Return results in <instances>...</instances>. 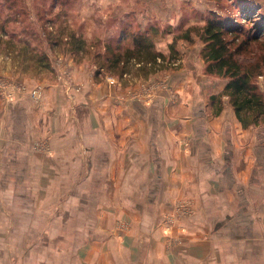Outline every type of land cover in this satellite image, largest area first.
I'll return each instance as SVG.
<instances>
[{"label": "crops", "instance_id": "obj_1", "mask_svg": "<svg viewBox=\"0 0 264 264\" xmlns=\"http://www.w3.org/2000/svg\"><path fill=\"white\" fill-rule=\"evenodd\" d=\"M192 73L144 91L82 66L11 99L0 264H264V128Z\"/></svg>", "mask_w": 264, "mask_h": 264}, {"label": "rangeland", "instance_id": "obj_2", "mask_svg": "<svg viewBox=\"0 0 264 264\" xmlns=\"http://www.w3.org/2000/svg\"><path fill=\"white\" fill-rule=\"evenodd\" d=\"M9 6L0 0V111L18 94L41 99L42 88L67 82L82 66L94 71L97 78L99 63L107 60L106 42L123 45L120 35L125 24L142 30L157 26L161 35L154 42L158 50L168 55L175 36L188 27L200 29L209 17L236 22L264 38V0H20L15 6L18 12H25L22 17L13 15ZM73 37L82 40L80 51L72 52ZM204 46L194 31L192 42L178 40L180 58L172 56L165 68L152 74L161 73L154 84H139V80L151 75L141 76L134 67L123 77L116 76L117 80L123 87L140 85L144 91L148 87L166 89L171 79L162 72L170 74L187 67L193 72L192 78H207L209 86L215 87L221 80L227 82L205 70V60L200 56ZM33 48L43 57L38 58ZM114 76L108 73L99 78L108 81ZM67 83L66 91L71 93L72 85ZM258 83L264 91V75Z\"/></svg>", "mask_w": 264, "mask_h": 264}, {"label": "trees", "instance_id": "obj_3", "mask_svg": "<svg viewBox=\"0 0 264 264\" xmlns=\"http://www.w3.org/2000/svg\"><path fill=\"white\" fill-rule=\"evenodd\" d=\"M1 1L10 5L13 15L25 16V12L16 10L15 5L20 0ZM194 31L205 43L200 56L205 60L207 73L227 80L224 90L211 96L212 100L222 102V97L227 96L246 128L264 125V91L258 83V78L264 75V38L259 33L246 31L243 25L236 22L225 23L220 18L209 17L200 29L188 27L183 34L174 37L169 55L156 47L154 41L161 35L157 26L142 30L125 24L120 35L123 45L113 46L111 42H106L107 60L99 63L97 79L108 73L123 77L131 67L141 76L152 75L156 70L165 68L172 56L180 58L178 40L192 42ZM72 41L76 44H73L72 52L80 51L82 40L73 37ZM32 50L38 58L43 57L35 48Z\"/></svg>", "mask_w": 264, "mask_h": 264}, {"label": "built area", "instance_id": "obj_4", "mask_svg": "<svg viewBox=\"0 0 264 264\" xmlns=\"http://www.w3.org/2000/svg\"><path fill=\"white\" fill-rule=\"evenodd\" d=\"M109 80L113 81L114 79L111 77Z\"/></svg>", "mask_w": 264, "mask_h": 264}]
</instances>
